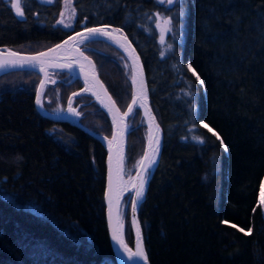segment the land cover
I'll use <instances>...</instances> for the list:
<instances>
[{
	"label": "trees",
	"instance_id": "1",
	"mask_svg": "<svg viewBox=\"0 0 264 264\" xmlns=\"http://www.w3.org/2000/svg\"><path fill=\"white\" fill-rule=\"evenodd\" d=\"M61 2L24 0L19 19L10 0H0V45L37 51L103 23L129 38L161 128L137 209L149 264H264L256 200L264 171V0H72L70 29L56 23ZM154 13L172 19L164 42ZM81 46L124 110L132 92L124 54L98 38ZM39 78L29 69L0 74V264H116L104 216L105 147L36 109ZM49 80L47 110L65 106L81 86L65 71H50ZM71 98L80 123L110 135L108 116L88 92ZM128 123L125 174L144 149L139 107ZM124 235L132 244L129 211Z\"/></svg>",
	"mask_w": 264,
	"mask_h": 264
},
{
	"label": "water",
	"instance_id": "2",
	"mask_svg": "<svg viewBox=\"0 0 264 264\" xmlns=\"http://www.w3.org/2000/svg\"><path fill=\"white\" fill-rule=\"evenodd\" d=\"M12 10H13V13L15 14V16L17 18H19V19L23 18V17L17 16L14 9H12ZM88 28H106V30L110 31V32L113 29H117L116 27H114L110 24H104V23L91 25V26H82L80 28H77V29L70 31L66 36H64L62 39L56 41L55 43H53V44H51V45H49L43 49H40L37 51H31V52L19 51V50L12 49L10 47L0 45V50H3L5 53V58H8L6 55L8 50H11L13 52H18L20 54V56L23 57V56H33L39 52H47L48 49L54 48L56 45H63L65 41L69 40V37L75 38L74 41H69V43L66 46L62 47L57 52L49 53V58H51V63H48L45 65L46 71H44V72L40 71L41 66L37 63L35 66L25 64L24 66L17 65L15 67L0 68V74L3 72H6V71L19 70V69H29V70L36 71L40 75L38 84H37L35 92H34V105H35L36 109L42 115L47 116L51 119L65 120L67 122L76 124L79 128H81L83 131H85L86 133L90 134L91 136H93L94 138L99 140L104 145V147H105V157H104L105 169H104V187H103L104 216H105V223H106L108 240L110 243V247L112 250L114 260H115L116 264H145V262L141 258L132 257L130 259L128 253L123 252L122 249L117 251L118 245L111 238V229L109 226V204H108V197H107V193L109 190V168H110L109 141H112L111 155H112L113 159L111 162V169H112V175H113V189H114V191H113V223H115L116 211H117L116 198L119 197V212L121 213L123 198L125 197V195L128 191H131L129 214H130L131 230H132V234H133L132 244H129L125 238L124 224L122 222V219H121V223L123 224L124 240H125L126 244L128 245V248L132 252H135L136 249H135L134 241H135L136 234H135V228L132 225L133 213H132V208H131V201L133 199H137V198L135 195L134 187L132 189L122 191L123 189H125V187H124L125 186V179H126V176H125V152H126L127 134H128V128H129V123H128V117L129 116H123V114L128 111L129 105H132L133 95L137 91V85L133 84L132 78H131L132 74L134 72V66H133V59L129 55V51L131 49H135V48H134L133 44L131 43V41L129 40V38L126 36V34L122 31L120 33H115V32L113 33V36L120 37V42L118 43L116 39H113L112 37H108V36H105L102 34L89 35L85 31ZM77 33H82L83 35L77 36L76 35ZM123 37H127L126 42L123 40ZM92 38L102 39V40H105L106 42L111 43L112 45H114L116 48H118L124 54V56L126 57V59L128 61V64L130 67V81H131L132 92H131V98H130L127 106L124 108V110L120 109V107L118 106V104L114 100L113 96L111 95V93L109 92L107 87L105 86L104 82L100 78V76L96 70L94 60L84 52L83 47L81 46L82 42H84L85 40H88V39H92ZM122 43L130 44L129 51H126L124 47H121ZM81 53L83 55H81ZM135 55L139 57L136 50H135ZM73 57H79V58L83 59L84 61H86V64H81L79 62L74 61ZM85 57H87V59H85ZM46 59H48V58H46ZM89 62H91V63H89ZM55 64H60V65H69L70 64V65H72V67L71 68H69V67H55L54 66ZM138 65H139V67L135 69V71L138 73L137 79L139 81L140 75H142L147 95H146V99H143V100H141L140 97H137V103L135 105H133V108L135 106H137L141 110V113L144 117V122L146 124V137H145V144H144L143 152H142L141 156L138 158V161L135 165V169L132 173V177H135L138 174L140 168L142 167L140 164V161L144 157L145 152H147L148 142H149V134L150 133L154 134L156 131V128L159 130V132H160L159 148H160V139H161V128H160V125H159V123L155 117V114H154L152 108H151V105H150L148 88H147V83H146V78H145V72H144L140 58L138 61ZM82 66H83V69H82ZM53 70L65 71L70 75V80L79 79L81 82L80 88L71 92L68 95L67 100H66V104H65L64 108L61 110H57V109L47 110L42 105V102L39 105L36 103V93H37V89L40 88V81L44 80L45 85L47 83H52V81H55V80H49V72L53 71ZM93 76H95L96 79L100 82V84L103 85V88H100L99 85H97L96 87L93 88V90L91 92H88L85 90L86 89L85 81L87 78V80L89 81V85H90L93 82V79H92ZM43 90H44V88L41 89V93H43ZM82 92H88L94 98V100L98 103V105L104 110L106 115L108 116V119L110 121V126H111V131H110L109 136H107L105 134L98 133V132L92 130L91 128L87 127L86 125L80 123L78 121L79 116H76L75 114L68 111L69 98L73 97V93H77V95H78ZM97 94L100 96L99 100L97 99ZM108 97H111V101H109ZM41 98H42V95H41ZM138 100H141V103L144 104V107L139 106L141 103H139ZM101 101H103V104L101 103ZM112 102H114V107L112 108V112H110L108 110V107H105L104 105L108 104L111 107ZM71 107L75 109V107H73V106H71ZM117 109L119 110L118 112L116 111ZM114 115H116V117H117L115 124L113 123V116ZM114 133L117 134L116 140H113V134ZM105 138H107V139H105ZM118 150L120 151V153L123 156L122 163L119 164V168H120L119 177H117V167H118L117 151ZM157 157H158V154L155 158V163L157 161ZM144 162H145V159L143 160V164H144ZM155 163H153L150 166L148 165L147 168L149 169V171L147 174V179H148L149 174H150L151 170L153 169V166L155 165ZM146 183H147V180H146ZM260 185H261V191H260L259 196H258ZM144 190H145V188H144ZM262 190H264V171L261 174L259 181H258L257 196H256L258 207H259V210H260L263 222H264V204H261ZM141 199L142 198H139V202L141 201ZM137 209H138V207H137ZM135 217H136L137 221L139 222L137 211L135 213ZM140 229H141V226H140ZM140 235L142 237V242H143L142 229H141ZM143 248H144V243H143ZM144 250H145V248H144ZM147 264H149L148 259H147Z\"/></svg>",
	"mask_w": 264,
	"mask_h": 264
},
{
	"label": "snow or ice",
	"instance_id": "3",
	"mask_svg": "<svg viewBox=\"0 0 264 264\" xmlns=\"http://www.w3.org/2000/svg\"><path fill=\"white\" fill-rule=\"evenodd\" d=\"M23 2L24 0H10V4L12 9L15 10V13L17 16L19 17H23L24 16V12H23ZM162 2H166L169 5H172L174 3H176V0H162ZM72 5V0H65V6L67 8L70 9V13H69V20L74 18L75 15V8L71 6ZM64 13H61V20H58L57 23L58 24H63L65 27H70V24H65L64 23V19H63ZM157 16H159V14H157ZM172 25V19L168 18V17H164L162 18V24L161 23H157V27L160 28V39L161 42H164V37H165V33L167 31H170L171 28L170 26ZM89 35H95V34H102L108 37H112L113 39H116L117 42H120V37H115L113 36V33H120L121 30L120 29H113L111 32L107 31L106 28H88L85 30ZM77 36H82V33H77ZM75 38L74 37H69L68 41H65L63 45H56L54 48H50L48 49L47 52H39L36 55L33 56H20V54L18 52H13L11 50H8L6 55L8 58H5V53L3 50H0V68H5V67H15L17 65L19 66H24L25 64L27 65H31V66H35L37 63L41 66L40 67V71L44 72L46 71L45 65L48 63H51V58H49V53H55L57 52L59 49H61L62 47L66 46L69 41H74ZM123 40L126 42L127 41V37H123ZM121 47H124L126 51H129L130 49V44L127 43H122ZM169 48H171V45H168ZM81 55H83L81 53ZM129 55L130 57L133 59V66H134V72L132 74V82L134 85H137V91L134 93L133 95V100H132V105H129L128 107V111L125 112L123 114V116H129V114H134V108L133 105H135L137 103V97H140L141 100L146 99V88L144 86V82H143V78L142 75H140V79L138 81L137 76L138 73L135 71L136 68L139 67L138 65V61H139V57L135 55V49H131L129 51ZM163 55V53H162ZM48 58V59H46ZM85 59H87V57H85ZM91 63V62H89ZM55 67H69L71 68L72 65H60V64H55ZM94 67V66H93ZM188 68L190 70L193 71V73L195 74V71L192 69L191 65H188ZM83 69V66H82ZM197 80H199V76H196ZM93 82L89 85V81L86 78V91L91 92L93 90L94 87H96L97 85H99L100 88H103V85L100 84V82L96 79L95 76H93ZM52 83H55V81H52ZM45 87V81L41 80L40 81V88L37 89V93H36V103L39 105L41 104V89H43ZM191 94V93H189ZM77 93H73V96H76ZM71 97L69 98V108L68 111L75 114L76 116L81 115V113L77 112L76 109L71 107ZM97 99H100V96L97 94ZM109 101H111V97H108ZM101 103L103 104V101H101ZM105 107H108V110L110 112H112V108L114 107V102H112V106L110 107L108 104L104 105ZM140 107H144V104L141 103L139 105ZM117 112L119 111L118 109L116 110ZM116 115L113 116V123H116ZM122 119V118H121ZM158 127V126H157ZM204 128H207L209 132H212L214 135L217 136V138L219 139V136L217 133L214 132V130L212 128H210L207 124H203ZM117 138V134L114 133L113 134V140H116ZM107 139V138H105ZM197 140H199L200 142H203L202 138L200 137H196ZM149 147L151 148V154H149L148 152H145L144 157L142 158V160L140 161L141 166L144 167V171L147 172L148 168L147 166L143 165V160L146 159L148 161V165H151L153 163H155V158L156 155L159 152V138L157 137L154 141L150 135L149 137ZM221 143H223V141H221ZM111 146H112V141H109V147H110V155H109V163H110V168H109V190L107 193V197H108V204H109V226L111 229V238L112 240L118 245V249L117 251H119L120 249L123 250V252H127L129 255V258L131 259L132 257H138L141 258L145 264H147V255L145 253V250L143 248V242H142V237L140 235L141 233V229H140V224L137 221L136 217H135V213L137 211V207L139 204V198H142L143 193H144V188H145V184H146V180L147 177L144 174H140L138 176V183L133 184V187L135 189V195L137 199H133L131 201V208H132V213H133V218H132V225L135 228L136 231V251L132 252L129 248L128 245L126 244L125 240H124V236H123V224L121 223V218H122V214L119 212V197L116 198V205H117V211H116V218H115V223H113V175H112V169H111V162H112V155H111ZM117 157H118V167H117V177H119V173H120V168H119V164L122 163L123 160V156L120 153V151H117ZM127 189H123L122 191H126ZM261 204H264V190H262V196H261ZM227 223V222H225ZM233 227H236L235 225H232ZM241 232L244 231V229H239ZM251 230H249L248 233L246 234H250ZM107 264V262H106Z\"/></svg>",
	"mask_w": 264,
	"mask_h": 264
},
{
	"label": "rangeland",
	"instance_id": "4",
	"mask_svg": "<svg viewBox=\"0 0 264 264\" xmlns=\"http://www.w3.org/2000/svg\"><path fill=\"white\" fill-rule=\"evenodd\" d=\"M42 1H49V0H42ZM160 1H162V0H160ZM71 6L73 7V5H71ZM62 12L64 13V16H63L64 23L65 24H70L71 26L70 27H65L63 24H59V25H61L64 28H67V29L72 28L73 27V23H74L75 15H74L73 19L69 20L68 17H69L70 9L65 6V0H62V2H61V8H60L56 23H57L58 20L62 19V17H61V13ZM164 17L165 16H162L160 14H159V16H157V13L152 14V22H153V25L156 27V30L158 32L160 41H161V39H160V28H158L156 25H157V23H161L162 24V18H164ZM63 108H64V106H58L56 109L57 110H61ZM137 161H138V159H137ZM148 171H149V169L145 173L146 177H147ZM125 176H126V180L128 181L132 177V173L126 172ZM125 196H126V198L125 199L123 198L122 207H121V214H122V218L121 219L123 221V224H124V220L126 219L127 212L129 211L128 209H129V206H130L131 191H128ZM130 225H131V223H130Z\"/></svg>",
	"mask_w": 264,
	"mask_h": 264
},
{
	"label": "bare ground",
	"instance_id": "5",
	"mask_svg": "<svg viewBox=\"0 0 264 264\" xmlns=\"http://www.w3.org/2000/svg\"><path fill=\"white\" fill-rule=\"evenodd\" d=\"M73 60L74 61H76V62H79V63H81V64H86V61H84L83 59H81V58H79V57H73ZM138 102L139 103H141V100H138ZM150 135H151V137H152V139H153V141L158 137H160V132H159V130L156 128V131H155V133L154 134H149V137H150ZM149 143H150V141L148 142V148H147V152L149 153V154H151V148L149 147ZM157 156V155H156ZM144 166H147L148 167V161L145 159V162H144V164H143ZM152 165V164H151ZM150 166V165H149ZM140 174H144L145 175V171H144V167L142 166L141 168H140V170H139V172H138V174L135 176V177H131L128 181L125 179V188L127 189V190H129V189H132L133 188V184H136V183H138V176L140 175ZM260 191H261V185H260V188H259V192H258V196H259V193H260ZM123 222V221H122ZM135 234H136V231H135ZM136 239H137V237L135 236V241H134V245H136ZM135 249H136V246H135Z\"/></svg>",
	"mask_w": 264,
	"mask_h": 264
},
{
	"label": "flooded vegetation",
	"instance_id": "6",
	"mask_svg": "<svg viewBox=\"0 0 264 264\" xmlns=\"http://www.w3.org/2000/svg\"><path fill=\"white\" fill-rule=\"evenodd\" d=\"M55 110V109H54Z\"/></svg>",
	"mask_w": 264,
	"mask_h": 264
}]
</instances>
